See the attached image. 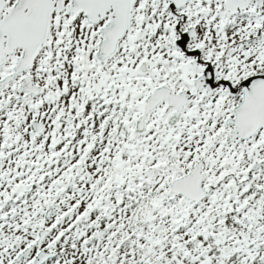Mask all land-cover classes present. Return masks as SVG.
<instances>
[{
	"label": "snow or ice",
	"instance_id": "obj_1",
	"mask_svg": "<svg viewBox=\"0 0 264 264\" xmlns=\"http://www.w3.org/2000/svg\"><path fill=\"white\" fill-rule=\"evenodd\" d=\"M0 264H264V0H0Z\"/></svg>",
	"mask_w": 264,
	"mask_h": 264
}]
</instances>
